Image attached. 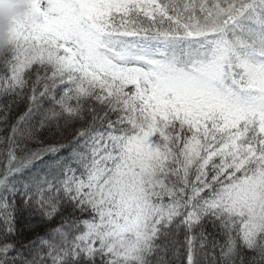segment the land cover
Listing matches in <instances>:
<instances>
[{"label":"snow or ice","instance_id":"1","mask_svg":"<svg viewBox=\"0 0 264 264\" xmlns=\"http://www.w3.org/2000/svg\"><path fill=\"white\" fill-rule=\"evenodd\" d=\"M6 40L0 264H264V0H27Z\"/></svg>","mask_w":264,"mask_h":264},{"label":"trees","instance_id":"2","mask_svg":"<svg viewBox=\"0 0 264 264\" xmlns=\"http://www.w3.org/2000/svg\"><path fill=\"white\" fill-rule=\"evenodd\" d=\"M4 56L5 55L0 56V62L3 61ZM3 72L4 69L2 68V66H0V73ZM29 87H31V85H29ZM6 102L7 98L0 97V105ZM13 115H15V113ZM112 118L115 119V116H113ZM76 127H80V125L77 124ZM34 146L39 147L40 145ZM16 199L19 201L20 197L18 196ZM15 227L16 232L19 234L18 239L24 245H27L30 241L35 240L39 236H44L49 230L48 221L42 216L41 212L35 206L32 208H27L22 203L19 205L15 216ZM208 231H212L211 226H209ZM183 238V233H181L179 237V240L181 242L180 253L174 255L173 250L170 249L167 255L165 256V259L168 261V264H186V251L183 248ZM25 255H27L26 251ZM208 264H211L210 259L208 261Z\"/></svg>","mask_w":264,"mask_h":264},{"label":"clouds","instance_id":"3","mask_svg":"<svg viewBox=\"0 0 264 264\" xmlns=\"http://www.w3.org/2000/svg\"><path fill=\"white\" fill-rule=\"evenodd\" d=\"M26 6L27 0H0V56L7 54L6 34L12 21L23 14Z\"/></svg>","mask_w":264,"mask_h":264}]
</instances>
